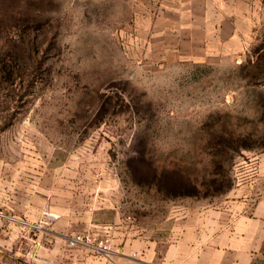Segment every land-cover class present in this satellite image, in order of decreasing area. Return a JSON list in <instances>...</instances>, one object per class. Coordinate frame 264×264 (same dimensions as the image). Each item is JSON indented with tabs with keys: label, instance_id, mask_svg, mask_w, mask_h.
I'll return each instance as SVG.
<instances>
[{
	"label": "rangeland",
	"instance_id": "1",
	"mask_svg": "<svg viewBox=\"0 0 264 264\" xmlns=\"http://www.w3.org/2000/svg\"><path fill=\"white\" fill-rule=\"evenodd\" d=\"M169 2L0 0V219L49 198L159 239L264 195V0L222 59L182 51Z\"/></svg>",
	"mask_w": 264,
	"mask_h": 264
},
{
	"label": "crops",
	"instance_id": "2",
	"mask_svg": "<svg viewBox=\"0 0 264 264\" xmlns=\"http://www.w3.org/2000/svg\"><path fill=\"white\" fill-rule=\"evenodd\" d=\"M169 5L178 14L177 41L192 58H228L243 48L246 32L240 27L250 0H170ZM50 209L60 215L51 224L44 222ZM17 217L22 221L16 225L0 219V264H107L102 256L68 246L71 236L83 233L110 235L119 264H264V195L257 192L221 213L190 216L159 239L131 240L127 230L94 210L50 207L49 198ZM34 226L41 228L36 232Z\"/></svg>",
	"mask_w": 264,
	"mask_h": 264
},
{
	"label": "built area",
	"instance_id": "3",
	"mask_svg": "<svg viewBox=\"0 0 264 264\" xmlns=\"http://www.w3.org/2000/svg\"><path fill=\"white\" fill-rule=\"evenodd\" d=\"M44 216V222L50 224L60 217L59 214L50 213V211H46ZM34 227L41 228V226ZM35 244L38 245L37 242ZM68 246L71 248L81 247L87 253L102 256L107 260V264H119L112 237L108 234L103 236L93 233L75 234L68 240ZM33 256L38 258L36 254Z\"/></svg>",
	"mask_w": 264,
	"mask_h": 264
},
{
	"label": "trees",
	"instance_id": "4",
	"mask_svg": "<svg viewBox=\"0 0 264 264\" xmlns=\"http://www.w3.org/2000/svg\"><path fill=\"white\" fill-rule=\"evenodd\" d=\"M261 62H264V57L260 59V63H261ZM258 64H259V63H258Z\"/></svg>",
	"mask_w": 264,
	"mask_h": 264
}]
</instances>
